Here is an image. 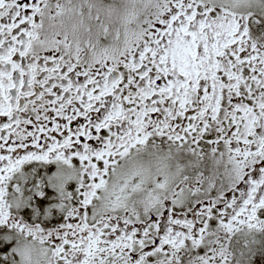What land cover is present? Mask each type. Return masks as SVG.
<instances>
[{
  "label": "snow or ice",
  "instance_id": "6c2138e0",
  "mask_svg": "<svg viewBox=\"0 0 264 264\" xmlns=\"http://www.w3.org/2000/svg\"><path fill=\"white\" fill-rule=\"evenodd\" d=\"M48 7L0 0V264H264V0H156L119 60L91 63L67 35L36 50ZM55 7H87L107 35L90 0ZM149 147L181 172L173 149L210 158L228 181L197 171L186 196L140 210L125 178L98 208Z\"/></svg>",
  "mask_w": 264,
  "mask_h": 264
},
{
  "label": "clouds",
  "instance_id": "9594fccd",
  "mask_svg": "<svg viewBox=\"0 0 264 264\" xmlns=\"http://www.w3.org/2000/svg\"><path fill=\"white\" fill-rule=\"evenodd\" d=\"M45 2L49 7L37 29L38 38L33 41L36 50L42 52L45 48L53 46L56 39L67 35L72 42L73 53L76 45L79 44L82 49L81 59L85 63H91L97 58L103 59L105 56L111 60H119L126 49L140 37L141 29L146 26L145 20L157 11L156 0H90L94 5L92 16L95 17L99 13L101 21L108 28V33L105 35L98 27V22L95 19H89L87 7L83 9V17H73L68 14L57 15L55 7L57 0H45ZM60 2L66 4L67 0H60ZM76 2L77 0H73V3ZM252 10L259 12L257 8ZM89 42L94 45L91 49L87 46ZM173 154L186 165L182 172L177 170L175 159L158 163L157 154L151 147L138 153L134 152L117 170V174L110 178L106 190L102 193L104 198L97 202V207L103 210L108 202L106 198L118 191L125 178L130 179L131 185H139L134 191L129 190L126 203L140 210L143 209L145 202L153 198L166 202L175 190L173 186L183 187L186 196L190 190L191 179L186 182L184 177L192 178L197 171H202L205 177L215 173L217 181L227 183L228 177L223 164L217 166L212 159L206 158L200 162L198 168L188 167L190 157L186 152L178 153L173 149ZM141 167L145 171L135 179H131L132 173ZM161 167L163 174L168 177L167 187L164 189L156 187L158 169Z\"/></svg>",
  "mask_w": 264,
  "mask_h": 264
},
{
  "label": "flooded vegetation",
  "instance_id": "af4514ba",
  "mask_svg": "<svg viewBox=\"0 0 264 264\" xmlns=\"http://www.w3.org/2000/svg\"><path fill=\"white\" fill-rule=\"evenodd\" d=\"M53 171H54V168L52 169ZM231 194H229V196H230ZM262 218H264V217H262ZM257 264H261V262H260V258L258 257L257 258Z\"/></svg>",
  "mask_w": 264,
  "mask_h": 264
}]
</instances>
